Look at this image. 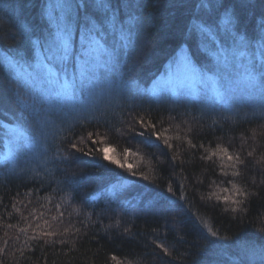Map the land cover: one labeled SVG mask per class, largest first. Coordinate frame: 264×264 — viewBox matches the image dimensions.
<instances>
[{
	"label": "trees",
	"instance_id": "1",
	"mask_svg": "<svg viewBox=\"0 0 264 264\" xmlns=\"http://www.w3.org/2000/svg\"><path fill=\"white\" fill-rule=\"evenodd\" d=\"M49 2L0 0V36L5 37L0 45V261L233 264L239 244L253 249L264 246V233L259 231L264 228V185L259 184L258 172L264 163L256 164L264 154V97H249L243 84L226 101L216 100L203 88L198 93L183 90L153 97L150 93L135 95V90L127 87L134 81L140 89L150 90L153 80L161 79L168 67L183 58L213 78L236 73L234 66L225 69L216 60V53L232 47L230 36L218 27L223 10L211 5L200 8V0H134L138 8H121L119 12V23L127 21L129 12L138 17L133 46L121 48L119 33L111 31L101 12L89 9L102 26L96 37L101 45L94 54L100 59L96 76L102 82L95 81L100 87L96 85L91 92L86 91L88 83L75 87L74 102L45 100L42 80H29L40 114L25 121L12 97L14 91L25 95V90L19 86L16 73L7 69L3 56L22 58V63L33 65L39 56L37 50L45 51L22 36L19 40L11 36L27 28L33 33L32 40L49 37L55 28L42 15ZM84 2L72 0L74 7ZM226 7L230 12L235 9L240 17L239 32L256 39L264 26V0H243L242 5L239 0H228ZM70 21L77 52L86 34L84 10L79 18L73 11ZM204 21L212 25V34H203L195 27ZM141 41L148 49L145 54H139ZM114 46L116 55L99 70L108 59L104 49L112 51ZM75 71L74 60H69L66 76L72 78ZM44 85L46 92L53 90V85ZM26 98L32 103L30 96ZM139 115L169 127L173 147L167 149L162 143L146 147L141 138H133L127 129L132 117ZM160 127L157 123V129ZM136 128L141 130L138 125ZM8 129H23L30 140L18 141ZM88 133H99L104 139L93 135L91 140L97 141L93 145ZM185 138L204 148L189 149ZM72 144L82 151L71 148ZM217 144L229 153L241 152L245 160V166L237 165L242 176L236 182L247 183L257 195L245 201L243 211H226L232 205L215 199L216 195H230L222 190L229 188L227 182L233 179L232 162L226 157L202 159L206 149ZM105 147H109V156L132 165L136 174L104 160ZM125 149L131 153L126 155ZM248 152L253 156L248 157ZM22 228L27 231L22 232ZM208 228L231 239L211 237ZM43 232L56 234L45 236ZM213 240L216 243L210 244ZM159 245L168 248L170 255ZM252 264H260L259 258Z\"/></svg>",
	"mask_w": 264,
	"mask_h": 264
},
{
	"label": "snow or ice",
	"instance_id": "2",
	"mask_svg": "<svg viewBox=\"0 0 264 264\" xmlns=\"http://www.w3.org/2000/svg\"><path fill=\"white\" fill-rule=\"evenodd\" d=\"M228 0H200L198 7L200 8H209L211 5L212 8H216L217 11L223 10V18L220 20L218 27L221 28L227 35L230 36L232 40V47L227 51L221 50L216 53L217 63L224 67L225 69L235 67L236 70V80L234 83L243 84L244 89L246 90L249 97H254L259 94L261 97H264V26L260 28L259 33L257 34L256 39H249L244 34L239 32L240 17L236 14L235 9L231 12L228 7H226ZM241 5L243 0H239ZM118 3L119 7H114L113 4ZM2 6V5H0ZM132 7H139V4L134 3V0H85L83 4L76 5L74 7L72 0H57V2L52 3L51 0L45 8L42 9V15L46 17L49 25L54 26L55 31L49 33V37L44 38L43 40H32L31 37L33 33L27 29L23 28L19 35L13 34L11 39L19 40L21 36L28 40L35 47H43L47 51V55L43 60H38L36 65L22 63V58L14 59L13 56L4 55L3 61L7 66L9 71H14L16 73V80L20 87L25 90V95H21L19 91H14L12 93L13 102L17 105L18 108L22 109L21 118L25 121H28L32 118L39 117L40 108L37 107L39 102L35 92L33 91L32 85L29 84V80L35 83L38 80H42L50 85H55V90L49 92L48 95L41 94L43 99H56L62 98L63 100L74 102V89H75V80L71 83L67 80H61V74L66 73L68 69V61L72 57V23L70 21V16L75 11L77 18L80 16V10H84V18L87 21L85 25V35L83 41L86 42V49L84 55L87 57L80 63V80H88L90 83L98 80L96 76V67L100 64V59L98 56H94L93 53L96 51V48L99 46V41L97 40V34L101 30V25L96 22L95 19L89 13V9H95L98 12H101L104 16L105 24L111 29L112 32H118L120 37V47H132L133 46V29L138 23V17L131 12L128 14V19L125 23H119L118 17L120 9H130ZM203 34H212V25L207 21L202 22L199 25L195 26ZM5 41L4 36H0V45ZM29 51V49H25ZM108 59L104 61V67H107L112 58L116 55L115 46L112 51L104 49ZM18 55V54H16ZM49 65H53L49 67ZM32 69V71H29ZM23 71V75H21ZM201 83L207 85L208 83L218 84L219 77L213 78L204 73L200 74ZM233 81L229 80L227 84L223 87L222 91H217L215 94V99L219 101H226V99L231 95L235 90L232 87ZM111 82L109 81V87ZM129 90H135V95L140 94H149L153 97L160 94L159 89L152 88L140 89L135 82H130L127 85ZM30 96L32 103L28 102L26 97ZM3 98L0 97V102ZM132 124H130L127 131L133 134V138H141V142L146 147H160L162 145L171 149L173 147L171 137L168 136L169 127H164L162 121H157L153 123L151 120H146L144 115H139L132 117ZM157 123L161 124V127L157 129ZM140 127V131L137 132L136 126ZM3 127L7 128V125ZM178 127V126H177ZM144 129H149L146 133ZM9 131L15 134V139L18 141H23L27 143L30 138L25 134L23 129H8ZM188 131L191 132L192 129L188 128ZM261 134L264 135V129H262ZM93 135L100 136L101 141L104 139L99 133H88V138L91 140ZM176 139L180 140L181 137L177 135ZM186 139V143L189 149H195L197 147L204 148L203 144L197 145L192 142L191 139ZM83 142V140L81 141ZM93 145L97 143L96 140H91ZM22 146L18 144V147ZM71 148L76 149L77 151H82L78 149L76 144H72ZM109 147L103 149V159L110 161L113 164H116L119 168H127L132 174H136L133 171L132 165H126L121 163L119 160L115 159L108 155ZM125 154H130L131 149H125ZM91 155V151L87 153ZM135 155V154H134ZM214 156H223L226 157L228 161L232 162L230 167L232 169L231 176L233 179L229 180L227 183L230 185L229 188H224L222 191L225 193H230V195H216V200H223L225 203H230L232 206L226 211L238 212L243 211L241 207L245 201L250 197L256 196L257 193L249 189L247 183L241 185L236 182V178L242 176V172L237 165L241 167L245 166V160L241 157V152H236L235 154L229 153L228 148L224 147L221 144H217L214 149L207 150L206 154L202 156V159L211 160ZM248 157L253 156V152L247 153ZM6 159L8 157H5ZM173 160L176 159L175 156L172 157ZM264 163V154L261 155V158L256 161V164ZM223 171V169H221ZM260 173L259 184L264 185V169H258ZM142 175V173H141ZM224 175L227 176L229 173L224 172ZM147 177H145L146 179ZM252 185H257V180L253 178ZM168 191L172 192L173 189L171 186L168 187ZM210 198V197H209ZM180 199H183L181 197ZM55 219V218H54ZM47 223V222H45ZM68 229H65L67 231ZM22 232H26L27 229L22 228ZM125 232H128V229H124ZM261 233H264V228L259 229ZM208 233L211 237H216L218 239H223L225 241L231 239L230 237H219V234L216 231H213L211 228H208ZM45 236H53L56 233L54 232H43L41 233ZM216 241H210V244H215ZM163 251L170 255L168 248H165L163 245H159ZM240 249L239 255L236 260L233 261V264H252V261L259 258L260 264H264V246L259 249L249 248L246 243H241L238 245ZM0 251H3L0 249ZM113 259H116L113 257ZM0 264H3V261H0Z\"/></svg>",
	"mask_w": 264,
	"mask_h": 264
},
{
	"label": "rangeland",
	"instance_id": "3",
	"mask_svg": "<svg viewBox=\"0 0 264 264\" xmlns=\"http://www.w3.org/2000/svg\"><path fill=\"white\" fill-rule=\"evenodd\" d=\"M55 31V29L53 30V32ZM99 41V40H98ZM142 42V41H141ZM147 44V43H146ZM99 45L100 41H99ZM142 47H143V51H142ZM85 49H86V42L83 41V38L81 39V43L80 46L77 50V52H75L74 47L72 48V52L73 55L71 57L70 60H74V65L76 68V71L73 75L72 78H70L69 76H66L65 73L61 74V80H67L68 82H72L73 80L75 81V87H80L81 85L88 87V90H86L87 92H91L90 89H92L93 91L95 90L94 87L99 86L100 84L93 81V82H89L88 80H84L83 82H81L80 80V63L84 60L83 56L80 55V53H85ZM147 47L144 46V41L141 44V50H139V54L141 52H143V54L146 53ZM37 52L39 53V56L37 57V59H35V62L33 63V66L36 65L38 60H43L44 57L47 55L46 53V49L45 51L37 50ZM98 52V49L96 48V51L93 53L96 54ZM86 59V58H85ZM49 67H52V65H49ZM97 68V67H96ZM104 68V66H98L99 70H102ZM29 71H32V69H29ZM14 72V71H13ZM204 72L202 70V68L198 67V65H195L191 62V60H187L186 58L183 59H179V63L175 62L174 65L168 67L167 71L164 73V76L161 79H156L152 81L150 88H157L160 91V94L158 96L163 95L165 92L166 93H172V94H178L179 92H183V90H189L192 93V90L194 91V93H198L199 89L203 88V91L205 89V93L208 94H212L215 95L217 91H221L222 90V86L226 85L227 82L229 80L233 81L232 87L236 90L238 87H240L241 84H236L234 83V81L236 80V73H230V76H224L222 75L221 78H219V83L218 84H212L211 82L208 83L207 85L201 83L200 80V73ZM97 74V72H96ZM199 74V75H198ZM208 75V73H206ZM21 75H23V71H21ZM223 78V80H222ZM98 82H102L101 80H98ZM40 83L43 86V93L44 95H48V91H45V85L44 82L40 81ZM221 87V88H220ZM56 86L53 85V90H55ZM47 90V89H46ZM156 96V97H158Z\"/></svg>",
	"mask_w": 264,
	"mask_h": 264
}]
</instances>
